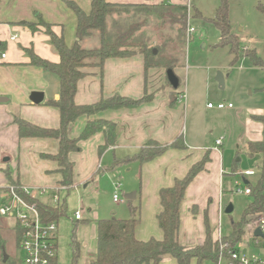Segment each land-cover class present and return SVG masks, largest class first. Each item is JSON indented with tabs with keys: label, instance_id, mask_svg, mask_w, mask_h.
I'll list each match as a JSON object with an SVG mask.
<instances>
[{
	"label": "trees",
	"instance_id": "trees-1",
	"mask_svg": "<svg viewBox=\"0 0 264 264\" xmlns=\"http://www.w3.org/2000/svg\"><path fill=\"white\" fill-rule=\"evenodd\" d=\"M64 1L76 15L73 45L69 46L64 35L55 32L50 24L51 27L44 29V31L57 50L60 56L59 61H49L34 53L32 49H26L32 65L41 66L59 78V97L56 99L49 98L45 102L59 110L60 125L56 128L42 127L23 119L17 113L14 114V121L18 125L21 138H54L58 140V151L54 154L42 153L41 157L57 164V168L54 170L60 175L57 185L66 187L69 192L76 185L74 162L71 160L70 154L81 151V142L98 132H103L104 142L98 147L100 156L117 143V123L113 120L94 116L109 109L137 108L151 101L154 97V94H147L146 82L144 93L140 97L115 93L108 97H102L93 103L78 104L75 101V96L78 82L86 76L84 69L98 67L102 74L107 59L126 58L136 54L144 56L146 79L149 70L152 68L168 70L173 69V67H184L185 60H181L179 55L176 56L168 50L171 38L163 33L157 37L156 47H152L153 38L148 34L147 29L150 25V19H153L151 29L156 34L166 29L175 30L177 34L175 41L179 45L185 44L190 6L186 2L166 0L121 3L110 0H91V8L87 12L75 0ZM259 8L264 12L263 6H259ZM194 10L193 17H203L202 12L197 7H194ZM209 21L214 23L220 31V40L217 46H229V51L233 55L231 65L237 63L240 58L247 57L255 65L264 67V61L259 57L256 50L243 47L239 37L232 31L230 0H221L215 16ZM22 23L32 31L38 30L32 24ZM93 41L95 42L93 45H86V43ZM81 116H87L88 121L79 136L71 137L69 127ZM253 118L262 123L263 135L260 140L246 141L245 149L249 156L261 159L259 174L255 181L244 178L246 186L250 188L251 201L244 208L240 220L231 222L232 232L230 235L224 236V242L220 243L218 239L213 238V229L207 219L206 237L202 244L186 246L180 241L182 203L188 186L200 171L204 170L205 164L209 160L208 154H206L201 161L191 166L184 177L176 178L172 186L160 189L159 197L162 210L158 214V223L163 232L162 238L151 237L142 240L136 236V229L141 221L140 204H130V217L98 220L97 252L86 264H160L166 255L175 258L178 264H218L223 257L229 262L239 264L232 257L233 251H240L237 246L242 238L239 225L248 215L264 213V112L260 115H254ZM183 147H186V144L182 134L167 144L149 140L136 153L115 161L114 165H129L133 161L143 164L163 155L171 148ZM98 172L99 170L96 173ZM7 175L9 184H20L12 179L9 172ZM21 194L29 203L35 204L45 222H58L61 217L67 214L66 198H61L57 204H49L43 199ZM191 209L195 214L197 205L193 204ZM14 227L17 232L16 243L20 247L22 228L18 222H15ZM255 239L259 240L260 237L255 236ZM52 248L56 254L50 258L49 264H59L57 237ZM79 256L80 245L74 239L71 264H79ZM5 264L24 263L22 259L8 258Z\"/></svg>",
	"mask_w": 264,
	"mask_h": 264
},
{
	"label": "crops",
	"instance_id": "crops-1",
	"mask_svg": "<svg viewBox=\"0 0 264 264\" xmlns=\"http://www.w3.org/2000/svg\"><path fill=\"white\" fill-rule=\"evenodd\" d=\"M88 1L89 4L81 6L87 12L91 8V0L86 2ZM110 1L121 3L136 0ZM35 13L52 24L55 32L62 33L69 46L75 41L76 15L64 0L27 1L21 12L0 17V97L7 98L6 101L0 102V187L9 184L7 172L14 181L26 186L53 188L60 179V175L54 171L57 164L41 157L42 153H56L59 149L58 140L21 138L18 125L14 121V114L17 113L23 119L42 127L56 128L60 125L59 110L45 102L49 98L59 97V78L41 66L32 65L26 52L27 48L32 49L40 57L52 62H58L60 59L43 28L32 31L22 23L31 20ZM3 53L6 54L5 57L2 56ZM84 70L86 76L78 82L75 96L78 104L93 103L115 93L140 97L151 74L149 70L146 79L142 54L126 58H109L104 63L102 74L98 67H87ZM179 90H182L181 86ZM35 91L44 93V99L39 104L30 99L32 92ZM181 95L171 98L169 90L156 91L151 101L137 108L109 109L94 116L117 123V143L100 156L98 147L104 142L103 132L83 140L81 151L70 154L74 162L75 184L86 183L92 179L94 173L101 169L103 156L110 151L115 153L114 160L119 161L136 153L149 140L167 144L181 134L184 137L183 110L177 105ZM263 112L264 110L254 115ZM87 121V116L76 119L69 127V135L79 136ZM262 135L263 128L261 136L256 140H260ZM184 142L186 147L171 148L152 161L143 164L131 162L139 165L140 187L125 193V197L130 204H140L141 221L136 229V236L139 239L162 238L163 232L158 223V214L162 210L160 189L172 186L176 178L184 177L191 166L201 161L206 154L209 160L204 170L200 171L188 186L182 203L180 241L186 246L202 244L206 237V219L214 232L216 230L222 208L221 179L226 173L221 164V149H216L214 144L210 148L197 145L188 137H184ZM119 151L122 154L123 152L132 154L118 155ZM193 204L197 205L195 214L191 209ZM11 224L8 232V229L4 228V221H0L1 243L5 244L7 238L3 235L8 233L15 247H19L16 243L17 232L13 220ZM160 264L178 263L175 258L166 255Z\"/></svg>",
	"mask_w": 264,
	"mask_h": 264
},
{
	"label": "rangeland",
	"instance_id": "rangeland-1",
	"mask_svg": "<svg viewBox=\"0 0 264 264\" xmlns=\"http://www.w3.org/2000/svg\"><path fill=\"white\" fill-rule=\"evenodd\" d=\"M29 2L39 0H0V17H7L21 12ZM80 6L89 4L87 0H75ZM170 2H186L190 6L189 19L186 29V43L179 45L175 39V30H164L156 34L151 29L154 20L150 19L147 32L152 36V47H156V39L163 33L171 38L168 50L181 60H185L184 67H173L180 77L182 90L173 89L169 83L165 68H152L147 81V94L156 91L169 90L173 98L180 97L177 104L183 110L184 137L192 143L203 147H212L217 139H223L221 147V164L226 172L221 179V210L220 221L213 230V238L220 243L224 236L232 232L231 222L242 217L244 208L251 201L249 194L242 191L246 187L244 178L255 181L259 174L261 159L251 157L245 149V142L256 140L262 134L263 125L252 115L264 110V67L257 66L250 58L243 57L231 65L233 55L229 46H217L220 31L214 23L209 21L216 14L221 0H166ZM135 2H142L136 0ZM152 2V1H149ZM67 5V4H66ZM264 0H230V22L232 31L239 37L241 45L255 49L264 61ZM194 7H197L203 17H193ZM34 28L46 29L50 23L35 13L31 20H25ZM52 25V24H51ZM194 28L190 31L189 28ZM69 24L67 31H69ZM53 29V27H52ZM54 30V29H53ZM95 42L86 43L93 45ZM224 75V87H221L217 77ZM212 103L215 107L210 108ZM233 104V108L219 109L217 104ZM118 155L132 154L126 152ZM115 153L110 151L103 156L100 171L86 183L76 184L69 192L63 190L61 198H66L67 214L58 221V263L71 264L73 258V240L80 245L79 264H86L96 254L97 223L100 219H124L131 216L130 203L125 193L140 187V169L138 163L115 164ZM234 166V167H233ZM252 169L255 175L245 176V171ZM23 171L25 169L23 168ZM228 173V174H227ZM240 183V187L236 186ZM120 183L119 190L117 184ZM58 186V185H57ZM118 193L119 202L114 201V194ZM49 204L53 201L49 197L42 198ZM233 204L231 214L225 212L226 207ZM80 211L82 219L77 221L75 212ZM4 225L9 232L12 219L3 217ZM264 213L248 215L239 225L241 241L237 245L239 253L248 258L264 257V237L255 239L254 232L261 226ZM221 231V232H220ZM3 235V233H2ZM5 244L0 239V264H5V255L21 260L23 251L15 247V243L8 233ZM218 264H230L226 258H221ZM238 264V263H237Z\"/></svg>",
	"mask_w": 264,
	"mask_h": 264
},
{
	"label": "built area",
	"instance_id": "built-area-1",
	"mask_svg": "<svg viewBox=\"0 0 264 264\" xmlns=\"http://www.w3.org/2000/svg\"><path fill=\"white\" fill-rule=\"evenodd\" d=\"M189 30L194 31V28L190 27ZM5 55V53L2 54L3 57ZM208 107L213 108L215 105L209 103ZM216 107L219 109L230 108L233 107V104L219 103ZM222 145L223 139H217L215 142L216 149L220 150ZM255 173L254 170L249 169L244 174L245 176H250L255 175ZM236 186L240 187V183L236 182ZM119 187L120 183L117 184L116 189L119 190ZM63 190H66V187L57 185L53 188L22 184H7L0 187V221L3 217H7L14 221V225L15 222H18L22 228L20 248L23 251L22 260L24 264H49L50 258L56 254L52 246L56 242L58 222H45L35 204L29 203L21 193L40 199L49 197L53 204H57L61 201V192ZM238 191L250 194V188L247 186L243 191L238 188ZM114 201L119 202L117 191L114 194ZM75 218L77 220L82 219L80 211L75 212ZM261 226L264 232V220H262ZM232 257L239 264H264V257L248 258L237 251H233ZM229 263L237 264L231 261Z\"/></svg>",
	"mask_w": 264,
	"mask_h": 264
},
{
	"label": "water",
	"instance_id": "water-1",
	"mask_svg": "<svg viewBox=\"0 0 264 264\" xmlns=\"http://www.w3.org/2000/svg\"><path fill=\"white\" fill-rule=\"evenodd\" d=\"M166 75H167V78H168L170 84L172 85V87L174 89H177L179 87V85H180L179 76L175 73V71L173 69H168L166 71ZM217 80H218L220 86L224 87V75L222 73L219 72ZM30 99H31L32 102H34L36 104H39L44 99V93L43 92H38V91L32 92ZM6 100H7V98L0 97V102L6 101ZM233 210H234L233 204H229L226 207L225 212L227 214H231ZM254 235L256 237H264V232L262 231V229L260 227H258L255 230ZM7 259H8V255H5L4 262H6Z\"/></svg>",
	"mask_w": 264,
	"mask_h": 264
}]
</instances>
